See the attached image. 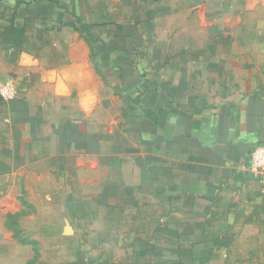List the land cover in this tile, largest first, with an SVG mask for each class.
Returning a JSON list of instances; mask_svg holds the SVG:
<instances>
[{"label":"crops","instance_id":"crops-1","mask_svg":"<svg viewBox=\"0 0 264 264\" xmlns=\"http://www.w3.org/2000/svg\"><path fill=\"white\" fill-rule=\"evenodd\" d=\"M33 1L54 9L41 20L68 36L65 61L51 67L81 70L58 80L85 84L92 70L93 85L109 87L108 96L93 89L82 128L68 129L112 175L108 198L140 214L138 228L158 246L154 259H222L219 246L264 213V182L249 169L264 144V56L245 67L217 40L174 43L175 30L162 27L175 17L172 0Z\"/></svg>","mask_w":264,"mask_h":264},{"label":"rangeland","instance_id":"rangeland-1","mask_svg":"<svg viewBox=\"0 0 264 264\" xmlns=\"http://www.w3.org/2000/svg\"><path fill=\"white\" fill-rule=\"evenodd\" d=\"M171 5L175 17L162 27L175 30L174 43L217 40L245 67L264 56V0ZM53 11L33 0H0V264H264V228L257 227L264 213L248 222L254 228L236 230L235 243L219 246L222 259H154L158 246L138 228L140 214L108 198L112 175L70 141L68 129L82 128L77 121L93 89L110 92L106 82L93 85L92 70L85 84L58 80L81 70L51 67L65 61L68 41L66 29L41 20ZM80 61L75 55L72 64Z\"/></svg>","mask_w":264,"mask_h":264},{"label":"built area","instance_id":"built-area-1","mask_svg":"<svg viewBox=\"0 0 264 264\" xmlns=\"http://www.w3.org/2000/svg\"><path fill=\"white\" fill-rule=\"evenodd\" d=\"M249 169L262 182H264V144L257 146L251 153Z\"/></svg>","mask_w":264,"mask_h":264}]
</instances>
